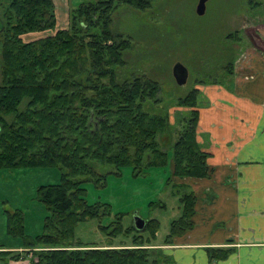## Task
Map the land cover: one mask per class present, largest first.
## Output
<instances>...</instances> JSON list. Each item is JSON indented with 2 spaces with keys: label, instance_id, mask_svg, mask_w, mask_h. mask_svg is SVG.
Returning <instances> with one entry per match:
<instances>
[{
  "label": "trees",
  "instance_id": "16d2710c",
  "mask_svg": "<svg viewBox=\"0 0 264 264\" xmlns=\"http://www.w3.org/2000/svg\"><path fill=\"white\" fill-rule=\"evenodd\" d=\"M154 1L82 3L70 12L69 28L56 31L53 0H0V171H61L58 184L38 190L48 212L41 235H25L22 218L6 212L8 235L24 240L30 264H175L156 247L174 245L196 226V196L177 183L182 209L165 237L158 233L159 220L146 221L145 230L138 231L134 225L125 229L118 217L99 226L108 243L76 239L80 224L110 215L109 204L87 201L83 185L88 181L104 186L109 174L121 176L127 167L141 175L169 163L170 178L176 180L206 179L213 173L199 141V109L207 101L200 90L176 104L189 116L180 120L183 128L170 160L161 148V136L172 128L170 114L151 115L145 109L147 100L159 101L160 85L146 77L119 81L117 68L125 64L123 51L131 44L112 36L111 15L120 4L145 10ZM102 166L111 171L100 174ZM120 234L133 237L114 243ZM234 253V248L207 249L210 264ZM22 255L0 251V263L19 261Z\"/></svg>",
  "mask_w": 264,
  "mask_h": 264
},
{
  "label": "rangeland",
  "instance_id": "374dc122",
  "mask_svg": "<svg viewBox=\"0 0 264 264\" xmlns=\"http://www.w3.org/2000/svg\"><path fill=\"white\" fill-rule=\"evenodd\" d=\"M89 1L98 0H71L69 9L73 12ZM199 1L155 0L145 10L120 4L111 15L112 36L131 44L123 51L125 64L117 68L119 81L146 77L160 85L159 101L147 100L145 109L151 115L170 114V133L161 136L162 151L168 153L170 160L183 128L180 120L189 116L186 110L177 107L179 98L206 85H227L234 73L235 78L248 73L259 57L264 56V47L256 39L264 37V28L258 31L264 24V0H209L204 15L197 12ZM69 26L70 22L63 29ZM63 29L56 28V31ZM178 63L189 73L184 86L177 85L173 77V68ZM206 99L204 96L203 100ZM199 100L203 101L201 96ZM207 105H211L209 99L204 107ZM110 171L103 166L99 169L100 174ZM171 174L169 163L165 167H152L141 175H135L133 168L127 167L121 176L109 174L104 186L86 182L83 186L89 204H109L110 215L80 224L76 239L85 243H108L109 237L100 230V225L108 226L119 217L126 229L134 225L136 216L145 221L159 220L158 233L161 238L165 237L171 221L182 209L177 193L182 190L178 189V179L170 178ZM60 178L58 167L0 171V245L24 246L22 238H8L9 214L6 212H16L22 218L25 235L34 238L43 233L48 212L38 201V190L58 184ZM183 190L191 193L189 188ZM152 203H164L167 208ZM131 237L120 234L113 242H129ZM163 255L169 256L166 251Z\"/></svg>",
  "mask_w": 264,
  "mask_h": 264
},
{
  "label": "crops",
  "instance_id": "0c3cea01",
  "mask_svg": "<svg viewBox=\"0 0 264 264\" xmlns=\"http://www.w3.org/2000/svg\"><path fill=\"white\" fill-rule=\"evenodd\" d=\"M53 1L57 28L63 29L69 24L71 0ZM256 39L264 47V37ZM263 58L248 73L236 78L234 73L227 85L197 88L211 102L199 109L198 134L213 173L206 179L177 181L196 196L197 204L195 228L172 246L156 247L175 264H210L208 248L235 249L214 264H264ZM0 251L23 254L19 261L0 264H30L32 259L22 244L0 245Z\"/></svg>",
  "mask_w": 264,
  "mask_h": 264
},
{
  "label": "water",
  "instance_id": "95a60500",
  "mask_svg": "<svg viewBox=\"0 0 264 264\" xmlns=\"http://www.w3.org/2000/svg\"><path fill=\"white\" fill-rule=\"evenodd\" d=\"M209 0H200L197 12L199 15H204L206 12V4ZM173 77L179 86H184L187 84L189 73L185 66H183L181 63H178L173 68ZM1 132V129H0ZM147 222L140 216H136L134 220V226L138 231H144L146 227Z\"/></svg>",
  "mask_w": 264,
  "mask_h": 264
},
{
  "label": "flooded vegetation",
  "instance_id": "af4514ba",
  "mask_svg": "<svg viewBox=\"0 0 264 264\" xmlns=\"http://www.w3.org/2000/svg\"><path fill=\"white\" fill-rule=\"evenodd\" d=\"M31 257H32V254H31Z\"/></svg>",
  "mask_w": 264,
  "mask_h": 264
}]
</instances>
